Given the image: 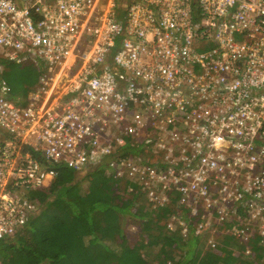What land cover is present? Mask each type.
<instances>
[{"label": "built area", "instance_id": "1", "mask_svg": "<svg viewBox=\"0 0 264 264\" xmlns=\"http://www.w3.org/2000/svg\"><path fill=\"white\" fill-rule=\"evenodd\" d=\"M11 63L39 71L25 103ZM101 164L169 231L264 264V0H0V241L57 166Z\"/></svg>", "mask_w": 264, "mask_h": 264}, {"label": "trees", "instance_id": "2", "mask_svg": "<svg viewBox=\"0 0 264 264\" xmlns=\"http://www.w3.org/2000/svg\"><path fill=\"white\" fill-rule=\"evenodd\" d=\"M16 65L9 64L3 75L14 98L25 103L39 71ZM104 166L84 173L57 166L51 185L36 193L41 211L19 237L0 241V264H256L243 258L244 243L234 236L222 235L213 250L193 232L183 237L169 231L164 220L169 210L147 211L138 192L119 186L107 170L98 175ZM87 177H94L91 193L80 199L78 186ZM132 224L139 225L137 241L129 236Z\"/></svg>", "mask_w": 264, "mask_h": 264}, {"label": "rangeland", "instance_id": "3", "mask_svg": "<svg viewBox=\"0 0 264 264\" xmlns=\"http://www.w3.org/2000/svg\"><path fill=\"white\" fill-rule=\"evenodd\" d=\"M9 66V65H8ZM7 66V67H8ZM16 66H19V64H17ZM7 67H6V70H5V73H6V71H7ZM19 67H26V68H31V67H29V66H26V65H20ZM9 70V69H8ZM10 71V70H9ZM8 71V72H9ZM10 77H11V75H10ZM8 80V79H7ZM9 81V80H8ZM106 170H108L107 169V167L106 166H104L103 168H101L100 170H99V172H98V175H101V176H103L104 174H105V171ZM107 175L109 176V173H107ZM93 178L94 177H87V180H82V182H81V184L78 186V189H79V196H80V199H81V197H85V199L89 196V194L91 193V187H90V185H91V182H93ZM145 209L147 210V211H149V212H151V210H152V208H150V207H145ZM163 212V211H162ZM161 212V213H162ZM169 218V217H168ZM170 219H173V217H171ZM139 231H140V229H139V225L137 224V225H135V224H132L131 226H129V228H128V232H129V236L132 238V240L133 241H137V240H139L138 239V233H139ZM257 253L259 254V253H261V251L259 250V252H258V250H257ZM153 253H151V255H152ZM150 255V256H151ZM243 258H245V257H243ZM247 261H249V259L247 260ZM258 263V262H257ZM155 264H159V262H155Z\"/></svg>", "mask_w": 264, "mask_h": 264}]
</instances>
